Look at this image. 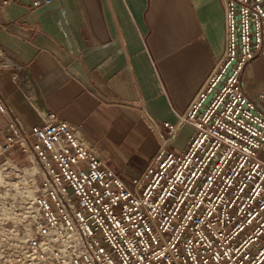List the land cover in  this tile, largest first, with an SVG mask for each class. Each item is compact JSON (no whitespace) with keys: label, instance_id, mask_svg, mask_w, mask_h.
I'll list each match as a JSON object with an SVG mask.
<instances>
[{"label":"built area","instance_id":"1","mask_svg":"<svg viewBox=\"0 0 264 264\" xmlns=\"http://www.w3.org/2000/svg\"><path fill=\"white\" fill-rule=\"evenodd\" d=\"M221 3L223 53L186 112L162 125L142 114L160 146L134 189L77 128L50 113L25 129L0 97V154L35 162L7 264H264V92L252 98L241 83L264 57V0ZM185 125V148H168Z\"/></svg>","mask_w":264,"mask_h":264},{"label":"crops","instance_id":"2","mask_svg":"<svg viewBox=\"0 0 264 264\" xmlns=\"http://www.w3.org/2000/svg\"><path fill=\"white\" fill-rule=\"evenodd\" d=\"M225 30L221 0H53L37 9L0 0V97L25 129L50 113L77 128L134 189L160 146L143 112L176 122L220 59ZM241 83L252 98L264 92V57L245 65ZM192 132L183 126L168 148L183 150ZM6 133L0 115V141Z\"/></svg>","mask_w":264,"mask_h":264},{"label":"rangeland","instance_id":"3","mask_svg":"<svg viewBox=\"0 0 264 264\" xmlns=\"http://www.w3.org/2000/svg\"><path fill=\"white\" fill-rule=\"evenodd\" d=\"M33 164L34 160L18 149L0 154V264H7V256L15 254L22 238V207L27 202Z\"/></svg>","mask_w":264,"mask_h":264}]
</instances>
